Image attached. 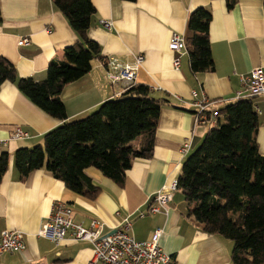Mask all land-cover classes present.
Wrapping results in <instances>:
<instances>
[{"label": "crops", "instance_id": "0c3cea01", "mask_svg": "<svg viewBox=\"0 0 264 264\" xmlns=\"http://www.w3.org/2000/svg\"><path fill=\"white\" fill-rule=\"evenodd\" d=\"M95 14L88 37L100 46L102 59L93 60L91 70L79 80L67 84L60 95L67 121L81 119L101 103L124 93L105 80V61L116 58L134 65L135 57L144 56L137 70L136 85L149 87L152 95L169 102L162 107L155 130L151 159H133L125 172L122 187L105 179L97 170L85 171L100 188L89 200L65 188L45 169L31 172L20 180L14 167L17 149L42 144L43 136L61 122L51 118L10 82L0 86V154L9 155L8 169L0 183V233L22 232L26 249L0 254V264H87L93 244L74 241L70 232L58 245L36 236L51 214L55 203L73 210V222L86 228L91 220L104 224L103 236L116 231L127 220L128 233L136 241H148L154 230L161 229L159 247L175 264H231L233 243L205 233L192 217L182 193L177 190L166 211L145 215L155 193L177 179L182 163L201 143L208 129L194 125V102L205 97L208 110H219L235 102L236 93L250 71H264L263 0H237L227 10L224 0H92ZM198 7L211 12L209 43L214 70L192 73L186 51L168 49L173 33L185 39L188 15ZM0 56L9 61L20 78L41 81L51 61L63 60V50L77 37L51 0H0ZM101 21H109L105 29ZM28 39L19 45L21 39ZM186 49V48H185ZM179 58V68L173 61ZM195 94V96H193ZM259 128L255 140L264 153V100L253 99ZM20 128L28 134L11 139ZM190 141L186 154L182 145ZM114 234V233H113Z\"/></svg>", "mask_w": 264, "mask_h": 264}, {"label": "trees", "instance_id": "16d2710c", "mask_svg": "<svg viewBox=\"0 0 264 264\" xmlns=\"http://www.w3.org/2000/svg\"><path fill=\"white\" fill-rule=\"evenodd\" d=\"M224 1L231 10L237 0ZM51 2L77 37L63 50V60L51 61L45 78L35 81L20 78L15 67L0 56V86L14 84L37 108L61 122L43 136L42 144L17 149L14 167L20 180L45 169L68 190L92 200L100 188L85 171L95 169L122 187L133 159L152 158L159 114L169 101L154 97L147 86L136 85L101 103L87 116L67 121L60 98L63 88L85 76L92 61L102 56L99 44L88 37L95 14L92 0ZM210 23L207 7H198L188 15L183 52H187L192 73L214 70ZM209 111L217 112V126L207 130L182 163L178 190L187 203V215L205 233L233 243L231 264H264V153L259 152L255 140L260 123L253 100L240 99ZM8 163L9 155L2 152L0 183Z\"/></svg>", "mask_w": 264, "mask_h": 264}, {"label": "built area", "instance_id": "2783aa9c", "mask_svg": "<svg viewBox=\"0 0 264 264\" xmlns=\"http://www.w3.org/2000/svg\"><path fill=\"white\" fill-rule=\"evenodd\" d=\"M105 29L111 27L109 21H101ZM28 39H21L19 45H25ZM168 49L175 53L185 50V40L180 35L173 33L168 43ZM144 56L139 54L135 57L134 65L122 64L116 58L110 57L105 61V78L112 85H119L123 91L136 86V76L139 66L142 64ZM180 60L175 58L173 61L174 69L179 68ZM195 96V94H193ZM264 100V71L257 67L252 69L242 82V88L236 93V100L255 99ZM209 101L202 97L201 100L194 102L195 113L194 125L213 128L217 126L218 114L207 109ZM258 109H256L257 111ZM209 111V112H208ZM28 134L20 128L12 133L11 139H23ZM190 147V141H186L181 152L186 154ZM178 190L177 179L159 189L150 206L145 213L140 216L152 215L167 212V204L172 200L173 193ZM104 224L96 220H91L86 228L81 223L73 222V210L65 203H55L51 209L49 217L41 223L36 236L50 240L58 245L61 240L70 232L74 241H87L93 244V253L87 264H175L172 257L159 247V240L162 234L161 229H156L148 241H136L129 233L130 224L125 220L119 229L112 235L103 236ZM24 234L15 230H4L0 233V254L18 253L26 249Z\"/></svg>", "mask_w": 264, "mask_h": 264}, {"label": "rangeland", "instance_id": "374dc122", "mask_svg": "<svg viewBox=\"0 0 264 264\" xmlns=\"http://www.w3.org/2000/svg\"><path fill=\"white\" fill-rule=\"evenodd\" d=\"M105 80L107 81V83H108L109 85H111L112 87H114V85H112V83H111L109 80H107L106 78H105ZM115 87H116V86H115ZM116 231H117V230H116ZM116 231H115V232H116ZM115 232H114V233H115Z\"/></svg>", "mask_w": 264, "mask_h": 264}, {"label": "water", "instance_id": "95a60500", "mask_svg": "<svg viewBox=\"0 0 264 264\" xmlns=\"http://www.w3.org/2000/svg\"><path fill=\"white\" fill-rule=\"evenodd\" d=\"M115 231H112L110 234L114 233Z\"/></svg>", "mask_w": 264, "mask_h": 264}, {"label": "bare ground", "instance_id": "6f19581e", "mask_svg": "<svg viewBox=\"0 0 264 264\" xmlns=\"http://www.w3.org/2000/svg\"><path fill=\"white\" fill-rule=\"evenodd\" d=\"M113 234V233H112ZM112 234H109V235H112ZM109 235H106V236H109Z\"/></svg>", "mask_w": 264, "mask_h": 264}]
</instances>
